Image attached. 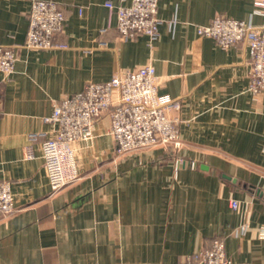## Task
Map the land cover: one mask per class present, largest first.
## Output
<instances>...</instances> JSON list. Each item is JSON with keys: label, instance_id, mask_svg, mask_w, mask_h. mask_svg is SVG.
I'll list each match as a JSON object with an SVG mask.
<instances>
[{"label": "crops", "instance_id": "0c3cea01", "mask_svg": "<svg viewBox=\"0 0 264 264\" xmlns=\"http://www.w3.org/2000/svg\"><path fill=\"white\" fill-rule=\"evenodd\" d=\"M30 1L0 0V45L18 46L14 73H0V180L16 196V210L0 220V264H189L217 239L238 264H264V92L248 89L244 42L224 48L197 31L217 15L262 26L264 8L159 0L150 46L145 35L123 40L106 5L132 0H56L66 14L59 47L28 49ZM150 63L160 93L183 102L173 113L182 147L118 156L106 112L94 136L74 144L81 179L53 194L41 141L53 135L44 117L54 103ZM179 157L200 168L176 172Z\"/></svg>", "mask_w": 264, "mask_h": 264}, {"label": "built area", "instance_id": "2783aa9c", "mask_svg": "<svg viewBox=\"0 0 264 264\" xmlns=\"http://www.w3.org/2000/svg\"><path fill=\"white\" fill-rule=\"evenodd\" d=\"M126 1V0H122ZM264 8V0H256ZM106 5L116 11L118 30L123 40L138 35L149 38V45L159 37L162 23L158 16L159 0H132L130 4ZM29 30L24 46L28 49L58 48L57 36L63 31L66 14L63 5L56 0H31L28 11ZM200 36H209L228 48L244 42L249 52V90L255 94L264 92V25L215 16L209 24L198 25ZM105 45V44H102ZM18 46L0 45V73L4 80L15 71ZM183 102L159 90V76L150 63L138 68L116 72L104 82H89L85 88L54 103L53 111L44 120L52 124L53 135L41 141L42 157L55 194L81 179L74 144L90 140L94 126L104 113L111 120V134L116 142L118 156L159 145L181 148L180 118L173 115L180 111ZM37 140V134H31ZM189 166L199 169L197 161L179 157L175 161L176 172ZM237 198L230 199L233 209L239 208ZM16 210V196L10 180H0V220ZM189 264H238L226 255L225 244L215 240L211 248H203L189 257Z\"/></svg>", "mask_w": 264, "mask_h": 264}]
</instances>
